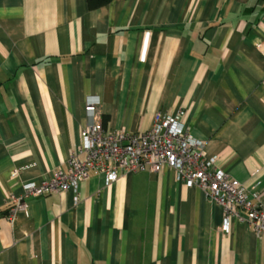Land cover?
Listing matches in <instances>:
<instances>
[{
    "label": "crops",
    "instance_id": "0c3cea01",
    "mask_svg": "<svg viewBox=\"0 0 264 264\" xmlns=\"http://www.w3.org/2000/svg\"><path fill=\"white\" fill-rule=\"evenodd\" d=\"M88 98L108 131L181 112L264 204V0H0V264H264V234L237 217L223 230L170 166L28 195L9 220L11 194L66 169Z\"/></svg>",
    "mask_w": 264,
    "mask_h": 264
},
{
    "label": "built area",
    "instance_id": "2783aa9c",
    "mask_svg": "<svg viewBox=\"0 0 264 264\" xmlns=\"http://www.w3.org/2000/svg\"><path fill=\"white\" fill-rule=\"evenodd\" d=\"M99 104L98 98L86 100L87 121L66 169L55 168L38 184L24 183L22 194L9 196V220H13L18 212L27 214L24 198L28 195L37 197L77 190L82 181L96 173L104 174L107 181L114 182L122 173L146 169L159 172L170 166L185 186L198 187L222 208L223 230L228 229L231 217H237L244 220L257 236L264 234V204L253 202L240 182L217 169L214 156H204L203 142L187 132L181 112L175 116L156 112L151 126L145 131H108L101 123Z\"/></svg>",
    "mask_w": 264,
    "mask_h": 264
},
{
    "label": "trees",
    "instance_id": "16d2710c",
    "mask_svg": "<svg viewBox=\"0 0 264 264\" xmlns=\"http://www.w3.org/2000/svg\"><path fill=\"white\" fill-rule=\"evenodd\" d=\"M112 0H86L87 8L90 10L100 8L107 5Z\"/></svg>",
    "mask_w": 264,
    "mask_h": 264
}]
</instances>
